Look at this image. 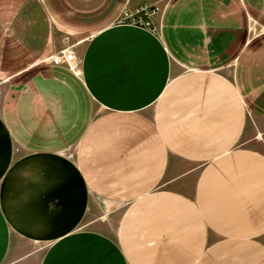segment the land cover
<instances>
[{
    "label": "crops",
    "instance_id": "0c3cea01",
    "mask_svg": "<svg viewBox=\"0 0 264 264\" xmlns=\"http://www.w3.org/2000/svg\"><path fill=\"white\" fill-rule=\"evenodd\" d=\"M262 127L264 0H0V264H264Z\"/></svg>",
    "mask_w": 264,
    "mask_h": 264
},
{
    "label": "built area",
    "instance_id": "2783aa9c",
    "mask_svg": "<svg viewBox=\"0 0 264 264\" xmlns=\"http://www.w3.org/2000/svg\"><path fill=\"white\" fill-rule=\"evenodd\" d=\"M156 13L157 9L155 7L144 5L130 13L125 12L122 14V23L154 32V29L151 28V23ZM75 57L72 51L64 50L52 57V62L55 65L64 64L69 71L76 73L79 70V61Z\"/></svg>",
    "mask_w": 264,
    "mask_h": 264
},
{
    "label": "rangeland",
    "instance_id": "374dc122",
    "mask_svg": "<svg viewBox=\"0 0 264 264\" xmlns=\"http://www.w3.org/2000/svg\"><path fill=\"white\" fill-rule=\"evenodd\" d=\"M248 120L250 121V118H248ZM250 136L252 137L251 139H250ZM249 139L251 140V142L249 143L250 146L264 151V129L254 128L252 133L251 131H248V134L245 135V137L241 141V144L243 146H248L245 143L248 142Z\"/></svg>",
    "mask_w": 264,
    "mask_h": 264
}]
</instances>
